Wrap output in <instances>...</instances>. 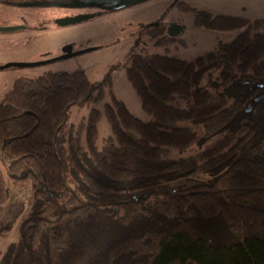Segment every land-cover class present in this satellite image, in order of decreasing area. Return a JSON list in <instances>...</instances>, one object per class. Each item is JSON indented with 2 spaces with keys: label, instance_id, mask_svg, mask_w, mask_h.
<instances>
[{
  "label": "trees",
  "instance_id": "16d2710c",
  "mask_svg": "<svg viewBox=\"0 0 264 264\" xmlns=\"http://www.w3.org/2000/svg\"><path fill=\"white\" fill-rule=\"evenodd\" d=\"M195 24L242 30L192 61L133 53L127 76L150 121L114 95L110 74L14 81L0 101V210L10 186L31 194L0 264H264V99L253 101L264 90V18L198 11ZM107 91L103 111L69 121L73 105ZM103 114L113 134L99 146Z\"/></svg>",
  "mask_w": 264,
  "mask_h": 264
},
{
  "label": "rangeland",
  "instance_id": "374dc122",
  "mask_svg": "<svg viewBox=\"0 0 264 264\" xmlns=\"http://www.w3.org/2000/svg\"><path fill=\"white\" fill-rule=\"evenodd\" d=\"M23 0H0V26H25L13 31H0V65L9 62H37L54 58L67 45L73 51L93 49L54 62L0 69V101L19 77L34 78L48 71L85 70L89 80L96 82L109 74L113 81L114 95L128 109L144 121L151 115L141 104L138 92L127 76L130 57L133 53L147 51L149 54H167L192 61L215 50L220 43L233 41L241 29L217 30L195 24L198 11L213 15H231L249 19L264 18V0H142L113 9L110 5L97 8L76 5L77 0L61 5L54 0L50 9L23 4ZM79 15L89 18L75 22L62 21ZM173 26L179 28L171 34ZM213 79H215L213 77ZM214 93L226 94L223 85L218 88L208 84V78L200 83ZM107 91L105 98L95 104L73 105L69 121L78 123L86 118L93 106L104 110L111 101ZM113 134L112 128L103 114L98 121V145ZM205 145H194L185 152H174V157L196 154ZM0 166L2 162L0 159ZM11 188V204L0 210V228L7 222L10 228L0 229V249L5 251L8 244L19 238V227L24 218L31 194L30 188Z\"/></svg>",
  "mask_w": 264,
  "mask_h": 264
},
{
  "label": "water",
  "instance_id": "95a60500",
  "mask_svg": "<svg viewBox=\"0 0 264 264\" xmlns=\"http://www.w3.org/2000/svg\"><path fill=\"white\" fill-rule=\"evenodd\" d=\"M85 1H89L95 4H109V5H115L118 7L121 6H126L132 3H137L140 2L142 0H85ZM90 15H79V16H75L72 18H68L63 20V23H75L84 19L89 18ZM25 26L22 25H16V26H0V31H13V30H17V29H22ZM177 30H179V28L177 26H173V29L171 30V34H176V32H178ZM93 49V47L91 48H86L83 50H79V51H73L72 50V46L71 45H67L63 48V52L62 54L51 58V59H47V60H41V61H37V62H9L3 65H0V69H4V68H8V67H28V66H36V65H42V64H46V63H50V62H54L56 60L59 59H64V58H68L86 51H89ZM259 87L263 88V84H260ZM264 99V90L262 92H260L257 96L254 97L253 101L254 102H259L260 100ZM254 108V104L252 101H250L247 106H246V111L250 112L252 111Z\"/></svg>",
  "mask_w": 264,
  "mask_h": 264
},
{
  "label": "flooded vegetation",
  "instance_id": "af4514ba",
  "mask_svg": "<svg viewBox=\"0 0 264 264\" xmlns=\"http://www.w3.org/2000/svg\"><path fill=\"white\" fill-rule=\"evenodd\" d=\"M67 1L69 2L71 0H67ZM54 2H55L54 0H23L22 1L23 4H32L33 6L44 7L47 9H50L51 6H54L55 5V4H53ZM60 2H62L61 5L67 4L66 0H60ZM74 4L85 5V6L94 7V8H97L98 5H109V4H95V3L85 1V0H77L76 2H74ZM111 6L113 9L119 8L118 6H115V5H111Z\"/></svg>",
  "mask_w": 264,
  "mask_h": 264
}]
</instances>
